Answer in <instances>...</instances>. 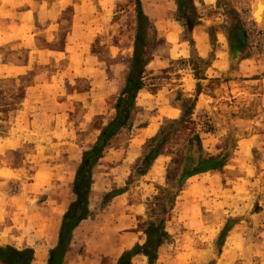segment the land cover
Segmentation results:
<instances>
[{"label":"rangeland","instance_id":"1","mask_svg":"<svg viewBox=\"0 0 264 264\" xmlns=\"http://www.w3.org/2000/svg\"><path fill=\"white\" fill-rule=\"evenodd\" d=\"M258 3L139 0L142 87L91 170L88 214L61 264H116L150 224L161 232L150 264H264ZM136 11V0H0V264L11 251L33 264L40 250L48 264L81 154L116 115Z\"/></svg>","mask_w":264,"mask_h":264},{"label":"trees","instance_id":"2","mask_svg":"<svg viewBox=\"0 0 264 264\" xmlns=\"http://www.w3.org/2000/svg\"><path fill=\"white\" fill-rule=\"evenodd\" d=\"M136 6L137 22L132 59L126 75L124 87L115 105L116 115L101 129L95 143L81 154L72 184V192L76 200L69 205L67 211L63 215L58 231L57 245L55 249L51 251L48 264H61L62 258L69 245L73 229L81 220L86 218L88 214L87 196L91 185V170L102 157V153L109 140L122 126L127 124L133 107V101L142 87V74L145 66V61L143 60V50L145 47L144 39L149 22L148 18L140 9L139 0H136ZM152 232L157 233L158 237L161 235L159 227L150 224L149 227L144 230L146 242L142 246L137 245L130 251L123 252L116 264H131V258L138 253L147 257L149 264L152 263V260H154L153 255L155 253V248L160 243L159 241L155 242L151 239ZM56 255H59L61 260L58 258L55 259Z\"/></svg>","mask_w":264,"mask_h":264},{"label":"bare ground","instance_id":"3","mask_svg":"<svg viewBox=\"0 0 264 264\" xmlns=\"http://www.w3.org/2000/svg\"><path fill=\"white\" fill-rule=\"evenodd\" d=\"M256 8V9H255ZM254 8V19L258 22L259 20H260V18H261V15H262V11H263V9H264V5L263 4H261V3H258L257 4V6ZM149 130V129H148ZM148 130H146V131H148ZM157 167V166H156ZM185 177V176H184ZM63 198L61 197L60 198V201L58 202V205L56 206L57 208H56V210L54 211L55 213L57 212V211H59V208L61 207V205H62V203H63ZM62 209V208H61ZM53 212V211H52ZM52 215H53V213H52ZM56 215V214H55ZM51 218H53V217H51ZM52 219H50V221H51ZM55 220V219H54ZM46 224H48L47 222H46ZM52 225H53V223H52ZM49 230H47V240H49V239H51L52 237H53V231H52V229H51V226H50V228H48ZM129 239V238H128ZM133 239V238H132ZM129 241H130V239H129ZM120 247V246H119ZM116 249V248H115ZM122 249V248H121ZM39 250V249H38ZM41 251V250H40ZM40 251H37L36 253H34V262H33V264H40L41 263V260H42V253L40 252ZM112 251H114V250H112ZM118 253V252H117Z\"/></svg>","mask_w":264,"mask_h":264},{"label":"crops","instance_id":"4","mask_svg":"<svg viewBox=\"0 0 264 264\" xmlns=\"http://www.w3.org/2000/svg\"><path fill=\"white\" fill-rule=\"evenodd\" d=\"M206 1H212V0H206ZM195 29H196V27H195ZM175 28H173V32H171L170 34H169V39L170 40H174L175 39ZM196 43H197V54L200 56V57H203L204 56V47H203V43H204V41H203V38H202V36H199V37H197V39H196ZM76 229H78V228H74L73 229V231H72V234H71V238H70V241H69V245H68V247H67V250H68V248L70 247V244H71V242H72V237H73V235H74V233H75V230ZM66 254H67V251L65 252V256H66Z\"/></svg>","mask_w":264,"mask_h":264},{"label":"water","instance_id":"5","mask_svg":"<svg viewBox=\"0 0 264 264\" xmlns=\"http://www.w3.org/2000/svg\"><path fill=\"white\" fill-rule=\"evenodd\" d=\"M206 168V165L204 164H198L191 172H199L203 169ZM190 171H188L187 169L184 171L182 178L184 176H187L188 174L191 173ZM12 256H19L17 252L15 251H11L10 254L4 258H2L1 260L5 263V264H13L12 263Z\"/></svg>","mask_w":264,"mask_h":264},{"label":"built area","instance_id":"6","mask_svg":"<svg viewBox=\"0 0 264 264\" xmlns=\"http://www.w3.org/2000/svg\"><path fill=\"white\" fill-rule=\"evenodd\" d=\"M258 31H260V32H258ZM255 36H256L255 39H257L255 44H257L259 49L264 50V33H263V30L262 29L256 30Z\"/></svg>","mask_w":264,"mask_h":264},{"label":"flooded vegetation","instance_id":"7","mask_svg":"<svg viewBox=\"0 0 264 264\" xmlns=\"http://www.w3.org/2000/svg\"><path fill=\"white\" fill-rule=\"evenodd\" d=\"M15 259H17V261L15 263H21L24 261V255H22L21 257H15Z\"/></svg>","mask_w":264,"mask_h":264}]
</instances>
